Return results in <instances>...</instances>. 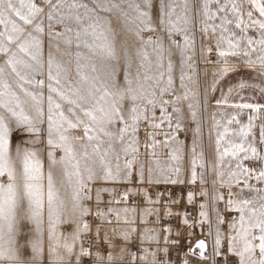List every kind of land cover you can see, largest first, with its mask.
Segmentation results:
<instances>
[{
	"label": "snow or ice",
	"instance_id": "obj_1",
	"mask_svg": "<svg viewBox=\"0 0 264 264\" xmlns=\"http://www.w3.org/2000/svg\"><path fill=\"white\" fill-rule=\"evenodd\" d=\"M244 2L245 0H200L197 7V0H168L167 3L160 0V24L166 25L170 37L173 33L183 34V46L173 41L181 58L180 87L184 89L181 96L175 94L173 88L174 65L171 50H166L159 38L149 36L144 39L142 35L146 31H155L153 0H41V4H37L35 0H0V264H45V251L47 264H82L81 257L93 255L94 264H103L105 257L99 252L91 253L81 243L82 233H87L90 227L83 217L89 215L91 210L83 201L92 198L91 185L97 181L119 182L122 173L124 178L132 175L139 153L140 141L137 134L141 121H147L152 129H159L166 121L171 128L173 115L168 112V106H171L172 113L176 114L175 131L178 132L183 128L180 104L187 101L191 118L197 122L199 100L197 93L188 89L185 83L186 80L191 81L192 76L184 71L185 68L192 67L189 63L192 56L188 54L193 45V40L188 35L191 14L202 16L201 31L205 35L209 29L213 34L217 29L220 30L216 54L223 58V66L217 70L216 75L223 77L236 70L227 59L230 56L244 57L243 62L249 68L259 64L264 69V0H246L251 8L247 11L243 8ZM253 10L259 13L260 18L253 19ZM245 15L248 23L245 22ZM113 18L121 22L125 33V39L119 47L118 33L112 26ZM216 20L219 23H214ZM229 25H234L243 35L237 36L236 32L230 31ZM57 26L62 30L56 31ZM253 27L259 32L258 39L247 35L248 29ZM129 34L139 40V47L129 44ZM45 36L48 38L47 50ZM221 43H226L227 48H222ZM73 46L75 52L72 51ZM149 47L152 49L151 53L146 50ZM201 51L203 53L205 49ZM206 51L210 54L212 48H207ZM253 53H256L255 59L252 58ZM64 57L69 59L64 60ZM73 59L77 77L75 80L71 78L70 66ZM121 62L122 84L117 80ZM261 75H264V71ZM238 87L244 89L258 86L241 81ZM232 90L229 88V93ZM259 91L264 93V88H259ZM167 95H174L175 98L166 99ZM126 100L131 102L128 109L124 107ZM216 103L236 109H251L257 114L249 115L248 123L242 125L237 119L238 114H233L223 126V131L217 132V163L214 167L220 187L227 184L229 188L227 210L239 214L229 226L234 234L228 237V252L239 258V264H264V188L249 183L252 179L258 183L264 182V167L257 171L255 167L244 163H264V153L258 150L255 136H252L253 122L259 118L264 104H229L224 96ZM157 107L161 112L159 118L155 116ZM213 120L215 127L219 128L220 121L215 116ZM233 122L240 127L230 129L227 125ZM45 123L47 168L40 150L34 147L40 143L41 132L44 130L41 126ZM117 125L120 126L117 128ZM80 128L84 132L83 138L90 144L95 142L91 154L87 151L80 154L74 147V142L83 138L72 136L70 132ZM14 131L28 138L22 143L14 144ZM195 133L199 136L198 122ZM157 134L155 131L147 133L151 143L145 144V147L151 149L149 154L156 166L155 169L151 166L147 168L148 183H177L164 173L165 168L177 174L181 171L179 162L182 159L183 142L177 141L179 146L170 149L169 157L174 164L161 166L156 150L158 147H170L169 141L176 140V136L166 133L165 140L161 142L155 139ZM249 136H252L251 140ZM102 137L108 138V147L103 151ZM227 137L233 139H226ZM222 141L226 145L223 151ZM113 142L123 145V165L120 162V152L115 151ZM259 144L264 145V124L260 126ZM57 149L63 155L57 157ZM191 151V182L195 183L198 177L197 164L203 155L196 152L195 139ZM227 157L231 160L227 163L229 171L226 182L222 166ZM199 166L203 168L204 164L200 163ZM155 170L164 177L163 181L159 178L153 180ZM202 175L203 173L200 174V182L203 184ZM139 176L143 182V162L139 164ZM241 177H244L243 181ZM233 179L235 185L243 182L244 187L255 195L251 198L241 196L233 199ZM101 191L107 192L109 189H97V204L101 202ZM201 194L208 195L203 190ZM127 196L128 193L125 192V201ZM145 198L150 203L158 202L152 201L147 192ZM192 199L193 194L190 192L189 202ZM212 199L224 201V196L217 193ZM200 208V222L203 223L208 218L204 210L207 205L201 204ZM107 211L108 214L115 213L117 223L120 222L121 210L109 207ZM122 211L126 214L123 222L134 224L135 221H130L127 214L135 213L136 210L124 208ZM150 213V209H145V215ZM96 215L104 218L106 214L98 210ZM217 219L219 223L224 222L219 215ZM68 223H75V229L67 234L61 232V225ZM148 231L155 230H146ZM134 232L136 228L132 227L121 234L122 238L128 240ZM147 239L158 243L155 235H150ZM164 240L167 243V237ZM77 244H80L79 249ZM221 246L222 235L217 228L214 240L216 256L222 255ZM206 247V242L199 240L191 252L195 255V249H199L200 258L208 259L205 255ZM25 250H30L31 255L25 256ZM144 251L148 252L147 249ZM163 251L166 254L168 249L164 248ZM150 255V264H161L156 258V252H151ZM140 258L147 261V255ZM106 259L111 264L114 258L109 254Z\"/></svg>",
	"mask_w": 264,
	"mask_h": 264
},
{
	"label": "rangeland",
	"instance_id": "obj_2",
	"mask_svg": "<svg viewBox=\"0 0 264 264\" xmlns=\"http://www.w3.org/2000/svg\"><path fill=\"white\" fill-rule=\"evenodd\" d=\"M37 4H41V0H35ZM168 0H165V3H167ZM199 2L200 0H197V7H199ZM159 4L160 0H153V10H152V15H153V24L155 27L154 32H144L142 35L144 39H147L149 36L153 37L154 39L159 38L160 40L163 41V45L165 49H170L172 52V61H173V88L175 94L178 95H183L184 89L180 87V75H181V67H180V54H179V49L176 47L175 44H173V41L176 42V44H179L183 46L184 44V39H183V34H177L173 33L171 37L168 34L166 25H161L159 22L160 18V12H159ZM215 8V5H213V9ZM243 8L245 11L250 10L247 4L244 2L243 3ZM45 11H47V8H45ZM179 12V9H177ZM175 19V17H173ZM245 22L248 23L247 16L245 15L244 17ZM253 19H257L254 14H253ZM211 23V22H210ZM214 23H219V20L214 21ZM112 26L114 29H116L118 36H117V46L119 47L120 43L125 39V33L123 26L121 22L113 18L112 19ZM203 27V18L202 16L197 17L195 13L191 14V24L189 25V32L188 35L192 38L193 40V45L192 48L189 50V55L192 56V60L189 61V63L192 65L191 68H185L184 71L192 76L191 81H185L187 84L188 89L191 91H195L197 93V97L199 100V106L197 107V122L199 123L200 126V133L199 136L195 133V129L197 127V122H194L191 118L189 109H188V102L187 101H182L180 104V107L182 109L183 113V120H182V125L183 128L180 131H175V113H172V108L171 106H168V112L173 115V121L172 125L173 127H168L167 122L165 121L159 129H152L148 126L147 121H141L140 124V129L138 131V139L140 141V147H139V153L137 156V164L133 167L132 170V175H135L137 177L138 183L137 185H132L130 183V177L124 178L123 173L121 174L122 179L119 182H114V181H109V182H103V181H97L96 183L91 185L92 192L91 196L92 198L90 200H86L90 202V205H86L83 201V203L91 210L90 213H97L98 210L103 211L106 215L103 218L106 219V216L110 215L108 214V208L111 207L113 209L121 210L120 215H121V220L119 223L116 221L115 213H112L113 215V224L112 225H106L104 226L100 231L95 230V233H99L104 239L108 242V249L112 256L118 252H124L125 254V247L124 243L129 242V241H140V243H145L146 244H156L158 245L157 247L152 248V252H156V258L158 259L159 255L157 253L160 250V242L159 239L158 243L156 240H152L148 242L149 240L147 239L148 236L153 235L151 233L146 232L148 230L146 220H147V215L144 214L145 209H150L151 212H158L162 210V207H159L156 205V203H149L146 200H144V205L145 206H136V205H123L121 203H116L115 201H112L111 204H109V201L103 200V195L105 194H113L116 188H122L125 192L128 194L138 192L142 197H145V192H147V195L149 194L148 187L149 185H164V184H190L193 183L191 182V158H192V146H193V140H196V152L202 153L203 155L200 157V160L198 161L197 164V180L196 182L201 181V176L200 174L203 173L202 179L203 181H209L213 187L220 186L219 181L217 179V172L215 169V165L217 163L216 160V139H217V132L223 131V126L227 124V120L231 118L233 114H238L237 119L240 121V124H247L248 123V116L253 115L256 116V113H253L251 109H236L229 107L224 104H215L212 98V89H213V84L214 82H217L220 79H225L227 77L233 76L232 78L235 79V81H238L239 83L241 81L246 82L249 85H256L258 87H246L242 91L243 93L247 94L253 99L259 98L260 103H264V93H261L259 91V88H264V75H261V72L264 71V69H261L259 64H256L254 67L249 68L244 64V57H228L227 59L229 62L235 66L236 70L233 72H229L226 76L219 77L216 75L217 70L223 66L222 60L223 58H219L217 56V40L220 35V30L217 29L216 33L213 34L211 29H209V32L207 35H205L201 29ZM230 31L236 32L237 36L243 35L238 29L234 27V25H229L228 26ZM56 31L62 30L59 26L55 28ZM45 31L47 32V20H45ZM227 35V33H225ZM247 35L253 37L254 39L259 38V32L258 30L253 27L248 29ZM47 36H45V49L47 50ZM127 39L129 41L130 45H134L135 47L140 46L139 40L136 39L134 35L129 34L127 36ZM222 48H227L226 43H221ZM207 48H212V52L209 54L207 53L206 49ZM61 49L63 50V45H61ZM201 49H205V51L202 53ZM149 53H151L152 49L151 47L146 49ZM54 51V50H53ZM72 51L75 52L76 49L73 46ZM154 59V57H152ZM253 59L256 58V53H253L252 56ZM64 60H68V57H64ZM167 64V58L165 59V65ZM71 78L75 80L76 77V70H75V60H72L71 64ZM135 70V69H133ZM39 78V77H38ZM166 79V78H165ZM117 80L119 83H123V63L121 62L120 65V71L117 76ZM237 85V84H236ZM239 85V84H238ZM237 85V87H238ZM46 92V89H45ZM166 99H174V95H167L165 96ZM131 106V102L126 100L124 102V107L125 109H128ZM155 116L159 118L161 116V112L159 107L155 110ZM213 116H215L216 120L220 121V127L217 128L215 127V121L213 120ZM156 122H159L157 120ZM254 127L252 128V136H255L256 142L259 141L260 139V126L264 124V109L261 110V113L259 114V118L254 120ZM120 125H117L116 127L118 128ZM230 129H238L240 125L236 124L233 122L231 125H227ZM42 132H41V140L39 144H36L34 147L38 148L40 150V155L41 158L45 164V168L48 166V159H47V133H46V123L41 126ZM115 130V129H113ZM155 131L158 133L155 136V139L158 141L163 142L165 140V134H169L171 136L172 134H175L176 140H170L169 145L170 147L167 148H162L158 147L156 152H157V158L161 162V166L165 165H171L174 164L173 161L170 160L169 157V152L171 148L178 147L177 141L183 142V152L181 153L182 159L179 162V166L181 171L177 173H172L165 168V176L170 177L173 180H176L177 183H165V182H160V183H148V174H147V168L149 166L153 167L154 169L156 168L155 164L152 163L153 157L149 154L151 152L150 148L145 147V144L151 143V141L148 139L147 133ZM70 135L72 136H77V137H84V132L83 129H74L70 132ZM252 136H249V140L252 139ZM28 137L26 135H23L19 132H13L12 139L14 144L15 143H22L25 139ZM104 139V144L101 146V151H103L105 148L108 147V138L107 137H102ZM226 139H233V137H227ZM238 139V138H237ZM126 142V141H125ZM95 142L93 141L91 144L87 141L86 138H83L79 141L74 142V147L76 151L80 154H82L84 151H87L89 154L92 153V145ZM226 145L224 142H221V151H223V148ZM113 147L116 152H120L121 155V165H123V152H122V147L123 145L121 143H116L113 142ZM258 150L264 153V147L263 145H257ZM56 156L59 157L63 155V153L57 149L55 152ZM231 160L230 157H227L225 159V165L222 166V170L226 173L223 179L227 182L228 181V176L227 173L229 171L227 167L228 161ZM143 162L145 165V178L144 181L141 182L140 176H139V164ZM200 163L204 164V167L201 168L199 165ZM245 165L255 167L257 171H259L260 167H264V163L261 162H253V161H244ZM232 166L234 168L235 166V161H232ZM157 178H159L161 181H163L164 177L160 176L159 171L155 170L153 172V180L155 181ZM244 177H241V181H243ZM216 181L214 184L213 182ZM232 187L231 191L234 194L233 199H238L241 198H251L255 193L248 191L245 187L243 182H241L238 186L235 185V181H231ZM250 184L255 185L258 188H264V182L258 183L255 179H252L249 181ZM109 189V191H101V202L97 204L96 201V191L97 189ZM226 189L229 188L226 184L225 186ZM241 189H244L243 192H241ZM62 189V193H63ZM70 193V189L68 190ZM214 195H211L210 199V204H206L207 208L204 209L207 214L208 218L205 222L201 223L200 221L202 220V217L200 216L201 208L199 210L198 216L195 219L194 222L190 224H185L183 223V220L180 219V223L178 224L179 227L176 229V234H178L181 238H187L190 241H193V244L199 240H205L207 243L209 242L210 246V254H215L214 253V240L216 237V230L217 228L220 229L221 235H222V242L226 243V248H225V255H232L228 252V237L230 234H234L232 230L230 229V224L233 223L234 219L238 217V213L235 211H229L226 208V201L228 197L224 198V201H214L212 199ZM69 200H70V195H69ZM149 203V205H147ZM124 208H129L132 209L134 208L136 211L135 213L129 212L127 214V218L131 220H135V224H125L124 218H125V213L122 211ZM170 212H179L180 210L177 209L175 206H171L169 208ZM218 215L223 219V223H219L217 217ZM182 218V217H181ZM143 220V222H142ZM75 223H68V224H63L60 227V231L63 233H70L75 229ZM135 227L136 232L131 233L130 237L128 240H125L122 238V233L124 231L130 230V228ZM156 236V235H155ZM141 237H144L142 240ZM158 237V236H156ZM111 245V246H110ZM154 246V245H153ZM193 246V245H192ZM80 245L77 244V249H79ZM25 256H30V250H25L24 252ZM104 255L105 257L104 262H109L107 261V256ZM258 255V251H257ZM144 255H137L135 259L139 257H142ZM187 256H192L193 254L190 255H185V258ZM197 256V254L194 255ZM235 257L239 263V258L235 255H232ZM124 255L122 256V258ZM116 259L115 257H113ZM152 258L151 255H147V259ZM47 251H45V257L44 261L45 264H47ZM72 260L74 262L75 257H72ZM116 260H121V259H116ZM103 262V264H104ZM112 264V263H111Z\"/></svg>",
	"mask_w": 264,
	"mask_h": 264
},
{
	"label": "built area",
	"instance_id": "obj_3",
	"mask_svg": "<svg viewBox=\"0 0 264 264\" xmlns=\"http://www.w3.org/2000/svg\"><path fill=\"white\" fill-rule=\"evenodd\" d=\"M256 143L257 145H260L259 141ZM129 181L132 185L139 184L135 175H132ZM202 190L206 191L208 195H202ZM148 191V197H150L152 201H158L156 202V205L162 207V210L148 214L146 220L148 230H155L154 232L149 231V233L158 236L157 238L160 242V250L157 255H159L158 260L161 264H181L185 259V255H192L190 250L192 248L193 241H190L187 238H181L178 234H176V229H178V224L180 223L179 220L182 219L183 223L187 220V223L185 224L194 222L198 216L200 205L210 204L208 202H210L211 195L222 193L224 198H226L229 193L228 189L225 187H213L209 181H204L203 184L201 182H195L190 184L149 185ZM190 192L193 194L191 202L188 200V194ZM124 193L125 191L122 188H116L113 194H105L102 198L103 200L115 202L119 200V203L123 205L145 206L144 200L149 202L148 199L142 197L138 192L128 194L127 200L125 201L123 199ZM84 203L88 206L90 205L89 201L85 200ZM149 203L147 205H149ZM171 206H175L179 209L180 213L170 212L169 208ZM83 219L90 226L89 231L87 233H82L81 235V243L83 246L89 248L90 252L93 254L99 252L101 256L108 255V253H110L108 252V242L99 233H95L94 231H100L104 226L112 225L113 215L110 214L103 220V218L98 217L96 213H90L89 215L83 217ZM165 229H170V231H165ZM165 237H167V243H165ZM151 246V244L145 245V243H140V241L125 242L124 257L121 260L113 259L111 263L133 262L134 256L136 257L137 255L143 254L145 249L152 250ZM164 248L168 249L166 254L163 251ZM225 248L226 243L222 242L220 249L222 255L216 256L215 254H210L209 246V256L212 257V264H238L235 257L232 255H225ZM94 259V255L85 256L81 257V262L82 264H94Z\"/></svg>",
	"mask_w": 264,
	"mask_h": 264
},
{
	"label": "crops",
	"instance_id": "obj_4",
	"mask_svg": "<svg viewBox=\"0 0 264 264\" xmlns=\"http://www.w3.org/2000/svg\"><path fill=\"white\" fill-rule=\"evenodd\" d=\"M247 6L250 8V5L246 2ZM253 14L254 16L258 19L259 17V13L256 12L255 10H253ZM233 76L227 77L225 79H220L217 82H215V91H213L212 89V98L215 104H217L216 102L218 100L222 99V96L226 97L229 104H233V103H260L257 99H253L250 96H248L246 93H243V89H240L239 87H237V85L239 84L238 81H235V79L232 78ZM237 84V85H236ZM229 88L233 89L231 93H229ZM243 90V91H242ZM260 104H264V103H260ZM150 242V241H148ZM154 245V246H153ZM151 246V248H155L158 246L156 244H153ZM156 249V248H155ZM209 249V246H208ZM152 251H148L147 253H143L141 255H150ZM124 255V252H118L116 254H114L113 257H115L116 259H122V256ZM208 259H202L199 258L198 256L194 255L192 256H187L183 263L181 264H185V261H187V264H212V257L211 256H207ZM152 260V258L147 259V261L139 259V257L137 259H134L133 262L130 263H115V264H150V261ZM158 260V259H157ZM104 264H108L107 262H105ZM239 264V263H238Z\"/></svg>",
	"mask_w": 264,
	"mask_h": 264
},
{
	"label": "water",
	"instance_id": "obj_5",
	"mask_svg": "<svg viewBox=\"0 0 264 264\" xmlns=\"http://www.w3.org/2000/svg\"><path fill=\"white\" fill-rule=\"evenodd\" d=\"M199 240H202V239H199ZM199 240H197V241L193 244L191 250L195 248V245H196V243H197ZM204 241H205V240H204ZM205 242H206V241H205ZM206 245H207V243H206ZM191 250H190V251H191ZM195 252H196L197 256L200 258V256H199V249H195ZM191 253H192V252H191ZM207 254H208V251H207V247H206L205 255L207 256Z\"/></svg>",
	"mask_w": 264,
	"mask_h": 264
},
{
	"label": "bare ground",
	"instance_id": "obj_6",
	"mask_svg": "<svg viewBox=\"0 0 264 264\" xmlns=\"http://www.w3.org/2000/svg\"><path fill=\"white\" fill-rule=\"evenodd\" d=\"M206 243H207V242H206ZM208 246H209V243H207V251H208L207 256L209 255V249H208Z\"/></svg>",
	"mask_w": 264,
	"mask_h": 264
}]
</instances>
